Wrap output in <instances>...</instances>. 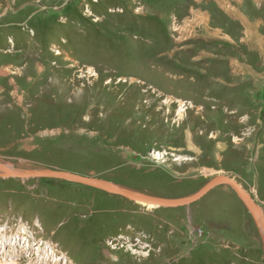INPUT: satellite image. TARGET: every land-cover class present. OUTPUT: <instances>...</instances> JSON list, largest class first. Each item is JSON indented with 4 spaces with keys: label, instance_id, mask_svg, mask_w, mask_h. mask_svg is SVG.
<instances>
[{
    "label": "rangeland",
    "instance_id": "rangeland-1",
    "mask_svg": "<svg viewBox=\"0 0 264 264\" xmlns=\"http://www.w3.org/2000/svg\"><path fill=\"white\" fill-rule=\"evenodd\" d=\"M0 162L162 198L225 175L264 215V0H0ZM257 224L225 184L0 175V264H264Z\"/></svg>",
    "mask_w": 264,
    "mask_h": 264
},
{
    "label": "water",
    "instance_id": "water-1",
    "mask_svg": "<svg viewBox=\"0 0 264 264\" xmlns=\"http://www.w3.org/2000/svg\"><path fill=\"white\" fill-rule=\"evenodd\" d=\"M15 173V172H14ZM13 173V174H14ZM9 177H16L20 179H28V178H56V179H66L73 182H77L83 184L85 186L93 187L99 190H102L106 193H110L113 195H118L123 197L126 200L132 202H141L144 204H150L153 207H166L173 208L179 206H187L198 199H200L203 195H205L212 188L225 184L229 186L243 203V205L252 213H257V218L259 223L258 228L262 234L264 240V215L263 210L256 202L251 198V196L244 190V188L234 179L225 176H215L211 178L207 183H205L198 191L195 193L181 198H162L144 195L141 193L129 191L115 185L109 184L101 179L80 175L77 173H72L69 171L63 170H54V169H33L27 170V172L23 173H15L14 175H8Z\"/></svg>",
    "mask_w": 264,
    "mask_h": 264
},
{
    "label": "bare ground",
    "instance_id": "bare-ground-1",
    "mask_svg": "<svg viewBox=\"0 0 264 264\" xmlns=\"http://www.w3.org/2000/svg\"><path fill=\"white\" fill-rule=\"evenodd\" d=\"M8 125V124H7ZM192 149V148H191ZM30 170H33V169H30ZM35 170V169H34ZM38 170V169H37ZM29 171V170H28ZM19 172V173H23V172H27V170H23V169H18V168H14L13 166L9 165V164H5V163H1L0 162V175H3V176H8V175H14L15 173ZM14 173V174H13ZM135 193V192H134ZM248 193V192H247ZM249 194V193H248ZM140 204L142 205H145L147 207H153L152 205L150 204H144V203H141L139 202ZM255 217L257 218V213L255 214ZM258 220V218H257ZM259 223V221H258ZM25 249V247H24ZM25 250H28V249H25Z\"/></svg>",
    "mask_w": 264,
    "mask_h": 264
},
{
    "label": "built area",
    "instance_id": "built-area-1",
    "mask_svg": "<svg viewBox=\"0 0 264 264\" xmlns=\"http://www.w3.org/2000/svg\"><path fill=\"white\" fill-rule=\"evenodd\" d=\"M1 243H2V242H0V246H2ZM10 247H11V246H8L6 249H8V248H10ZM20 248H21V246H20ZM6 249H4L5 251L3 250V252H2V250L0 251V259L3 258L4 256L6 257L7 252H8V250H6ZM7 257H8V256H7ZM7 257H6V258H7Z\"/></svg>",
    "mask_w": 264,
    "mask_h": 264
}]
</instances>
